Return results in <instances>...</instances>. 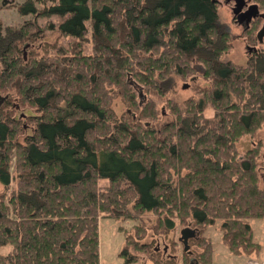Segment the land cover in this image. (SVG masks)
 <instances>
[{
	"label": "trees",
	"instance_id": "1",
	"mask_svg": "<svg viewBox=\"0 0 264 264\" xmlns=\"http://www.w3.org/2000/svg\"><path fill=\"white\" fill-rule=\"evenodd\" d=\"M17 9L29 17L0 25V264H100V215L135 221L123 264H213L201 227L217 219L229 250L259 247L248 218L264 217L260 145L241 154L236 141L264 126V47L241 65L223 60L231 35L217 28V0ZM49 31L56 40L37 42ZM200 63L209 83L168 97L171 118L159 121L153 96ZM176 223L200 229L189 239L201 250L183 248L180 263L155 245L166 238L173 250Z\"/></svg>",
	"mask_w": 264,
	"mask_h": 264
},
{
	"label": "rangeland",
	"instance_id": "2",
	"mask_svg": "<svg viewBox=\"0 0 264 264\" xmlns=\"http://www.w3.org/2000/svg\"><path fill=\"white\" fill-rule=\"evenodd\" d=\"M23 0H4L0 5V25L4 27L7 24L20 23L23 18L29 17V15H22L17 9V3ZM250 2H253L250 0ZM232 2H224V0H218V18L216 25L218 30L227 31L231 35V46L225 51L221 58L225 61H231L237 65L244 64L249 54L252 51L247 49L248 45H254L256 48H263L264 41L259 42L253 35L257 33L258 29L262 25L260 20L256 29L251 33L249 29L233 19L231 5ZM262 10V9H261ZM54 18V17H52ZM39 22L44 23L46 18L42 17L38 19ZM247 29V30H246ZM50 32V31H49ZM44 35L43 38L37 40H56L58 32H50ZM24 55L28 53L29 49L23 48ZM203 65L197 64V70L192 77L182 78L178 75L168 77L163 83L166 93L163 96L154 95L158 104L161 106L163 114L160 116L159 121H165L171 118V114L168 112L165 106V100L170 97L179 102H182L190 95H196V88L209 83V79L203 76ZM196 86V87H195ZM158 96V97H157ZM114 109L117 112L123 110V104L116 98L113 104ZM167 112V113H166ZM214 109L210 106L206 107L204 114L206 116H212ZM259 147V155L257 157L259 162V171L264 180V126L260 125L255 131L249 134H244L236 141V148L239 153L243 154L248 148ZM2 184H0V191L2 190ZM145 218L152 217L151 212L144 213ZM248 221L252 228L253 239L259 242V247L253 249L250 252L240 251V253H234L229 250L228 246L224 243L222 238L221 219H217L212 223H209L201 227L202 234L212 244V260L213 264H264V217H249ZM132 218H113L105 215H100L98 220V235H99V260L100 264H123L124 257L121 254V250L125 245L126 234L132 233V224L134 223ZM190 224H177L175 230L169 233V236L174 240L173 250L170 248L172 244L166 238H159L156 242V246L165 254H176V260L181 262L183 244L179 240L180 229L183 226ZM193 227V225H190ZM200 231V229H199ZM199 234V232H198ZM169 237V238H170ZM189 248L196 250L198 253L201 247L194 244L193 239H189ZM170 244V245H169ZM170 246V247H169ZM188 248V249H189ZM6 250V249H5ZM130 250V249H129ZM132 252V249L130 250ZM146 264H153L151 260H147Z\"/></svg>",
	"mask_w": 264,
	"mask_h": 264
},
{
	"label": "water",
	"instance_id": "3",
	"mask_svg": "<svg viewBox=\"0 0 264 264\" xmlns=\"http://www.w3.org/2000/svg\"><path fill=\"white\" fill-rule=\"evenodd\" d=\"M224 1L225 2L233 1V5L231 7L232 13L236 18V21L239 23L248 24L249 20L256 15L260 17H264V11H259L258 5L254 2L248 4L247 0H224ZM244 6H246V8H244ZM256 35L259 40L264 39V21L261 27L258 29ZM254 48H255L254 45L247 46V49L249 51H251ZM3 98L4 96L0 94V102L3 100ZM197 234H198V229L196 227H192L190 225L181 227L179 240L182 241L185 250L189 248V242H188L189 238L196 237Z\"/></svg>",
	"mask_w": 264,
	"mask_h": 264
},
{
	"label": "flooded vegetation",
	"instance_id": "4",
	"mask_svg": "<svg viewBox=\"0 0 264 264\" xmlns=\"http://www.w3.org/2000/svg\"><path fill=\"white\" fill-rule=\"evenodd\" d=\"M217 2H218V0H217ZM225 2V1H224ZM229 2H232L233 3V1H229ZM247 3L249 4V3H251L250 2V0H247ZM233 5V4H232ZM232 5H231V7H232ZM244 8H246V6H244ZM258 9H259V11H264V10H261L259 7H258ZM232 10V9H231ZM232 16H233V19L236 21V18L234 17V15L232 14ZM261 18L260 20L262 21V23H263V21H264V17H260V16H258V15H256V16H253L250 20H249V22H248V24H246V23H241V24H243L244 26H245V28H248L249 27V25H250V22L252 21V20H254L255 18ZM257 40L259 41V42H262V41H264V39L263 40H259L258 38H257ZM197 228V227H196ZM199 232V231H198ZM182 242V241H181ZM183 244V243H182ZM184 248V247H183ZM188 250V249H187Z\"/></svg>",
	"mask_w": 264,
	"mask_h": 264
}]
</instances>
